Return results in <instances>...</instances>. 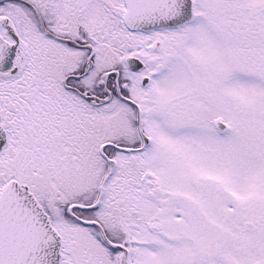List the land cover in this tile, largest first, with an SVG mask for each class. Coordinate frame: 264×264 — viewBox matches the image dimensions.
Segmentation results:
<instances>
[{
  "label": "snow or ice",
  "instance_id": "obj_1",
  "mask_svg": "<svg viewBox=\"0 0 264 264\" xmlns=\"http://www.w3.org/2000/svg\"><path fill=\"white\" fill-rule=\"evenodd\" d=\"M0 264H264V0H0Z\"/></svg>",
  "mask_w": 264,
  "mask_h": 264
}]
</instances>
